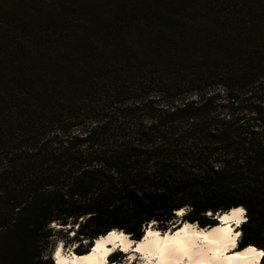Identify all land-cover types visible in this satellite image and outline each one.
Segmentation results:
<instances>
[{
  "label": "trees",
  "instance_id": "trees-1",
  "mask_svg": "<svg viewBox=\"0 0 264 264\" xmlns=\"http://www.w3.org/2000/svg\"><path fill=\"white\" fill-rule=\"evenodd\" d=\"M237 207L264 253V0H0V264Z\"/></svg>",
  "mask_w": 264,
  "mask_h": 264
},
{
  "label": "bare ground",
  "instance_id": "bare-ground-1",
  "mask_svg": "<svg viewBox=\"0 0 264 264\" xmlns=\"http://www.w3.org/2000/svg\"><path fill=\"white\" fill-rule=\"evenodd\" d=\"M176 212L179 215L182 210ZM217 217L219 223L211 228L183 222L160 233L146 227L139 241L112 230L96 238L88 253L81 255L72 250L64 252L58 244L53 258L55 264H109L107 255L119 248L130 257L139 255L145 264H260L261 250L252 246L235 249L239 236L235 227L244 221V210L232 208Z\"/></svg>",
  "mask_w": 264,
  "mask_h": 264
},
{
  "label": "rangeland",
  "instance_id": "rangeland-1",
  "mask_svg": "<svg viewBox=\"0 0 264 264\" xmlns=\"http://www.w3.org/2000/svg\"><path fill=\"white\" fill-rule=\"evenodd\" d=\"M183 213V211H182ZM181 213V214H182ZM181 214H179L178 216H180ZM219 220V219H218ZM178 223V222H177ZM183 223V222H181ZM180 223V224H181ZM241 223V222H240ZM239 223V224H240ZM179 224V225H180ZM178 225V226H179ZM70 226V225H69ZM177 226V227H178ZM51 227V233L53 234L52 237H50V239L48 240V244H47V250H46V254L49 255V257L51 258L53 264H55V261H54V258H53V251L55 249V247L60 244L61 247H62V250L64 252L68 251V250H72L74 252L75 248H77L78 246V243L76 241H74L72 235V231L71 230H68V228H62L60 225H55V224H51L50 225ZM147 227H152V229L154 230H158L160 233H163L161 232L157 227L156 225H154V222L150 223L149 225H147ZM170 226V230L171 229H174V228H177V227H174ZM198 227V226H197ZM62 228V229H61ZM146 228V227H145ZM144 228V229H145ZM238 231V226L235 227ZM75 230V227L74 229ZM116 231V230H115ZM168 231V230H167ZM144 232V231H143ZM239 232V231H238ZM128 236V235H127ZM139 241V240H138ZM84 241H82L81 243H83ZM235 249H237V246L235 247ZM115 251H119V254L118 255V260L116 262H109V264H145L143 262V259L142 257H140L139 255H133L132 257L129 256L128 253H124L122 252L119 248H115L111 253H114ZM109 253L107 255V260H108V256L111 254ZM81 255V254H79ZM262 256V255H261Z\"/></svg>",
  "mask_w": 264,
  "mask_h": 264
},
{
  "label": "water",
  "instance_id": "water-1",
  "mask_svg": "<svg viewBox=\"0 0 264 264\" xmlns=\"http://www.w3.org/2000/svg\"><path fill=\"white\" fill-rule=\"evenodd\" d=\"M222 214V213H221ZM221 214H219L218 216H220ZM217 221H218V223H219V220H218V217H217ZM129 237V236H128ZM93 245V244H92Z\"/></svg>",
  "mask_w": 264,
  "mask_h": 264
},
{
  "label": "snow or ice",
  "instance_id": "snow-or-ice-1",
  "mask_svg": "<svg viewBox=\"0 0 264 264\" xmlns=\"http://www.w3.org/2000/svg\"><path fill=\"white\" fill-rule=\"evenodd\" d=\"M237 211H240V210H237ZM252 251H254V250H252ZM261 255H264V253H261Z\"/></svg>",
  "mask_w": 264,
  "mask_h": 264
}]
</instances>
